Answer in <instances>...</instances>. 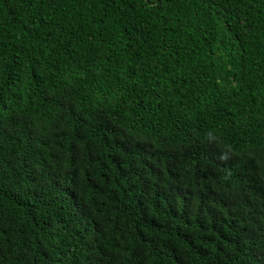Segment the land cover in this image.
I'll return each instance as SVG.
<instances>
[{"label":"trees","instance_id":"trees-1","mask_svg":"<svg viewBox=\"0 0 264 264\" xmlns=\"http://www.w3.org/2000/svg\"><path fill=\"white\" fill-rule=\"evenodd\" d=\"M0 264H264V0H0Z\"/></svg>","mask_w":264,"mask_h":264}]
</instances>
